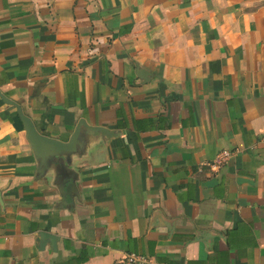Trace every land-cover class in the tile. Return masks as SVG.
Masks as SVG:
<instances>
[{"label":"crops","instance_id":"crops-1","mask_svg":"<svg viewBox=\"0 0 264 264\" xmlns=\"http://www.w3.org/2000/svg\"><path fill=\"white\" fill-rule=\"evenodd\" d=\"M129 253L264 264V0H0V264Z\"/></svg>","mask_w":264,"mask_h":264},{"label":"water","instance_id":"water-1","mask_svg":"<svg viewBox=\"0 0 264 264\" xmlns=\"http://www.w3.org/2000/svg\"><path fill=\"white\" fill-rule=\"evenodd\" d=\"M1 96L7 103L13 104L17 107L18 115L26 130L27 138L31 143L32 148L34 149L35 153L39 154V156L44 160H49L50 162H60L59 158L63 157L65 153H70L76 148V142L81 133V128L83 126H87L85 125V122L83 120L78 123L69 141H62L60 139H56L43 134L38 130L33 120L24 113L19 103L7 99L5 95L1 94ZM89 130L93 131L96 134H112V131L103 126H89ZM41 235L42 237H51L52 239H54V235H48L46 232H43Z\"/></svg>","mask_w":264,"mask_h":264},{"label":"built area","instance_id":"built-area-1","mask_svg":"<svg viewBox=\"0 0 264 264\" xmlns=\"http://www.w3.org/2000/svg\"><path fill=\"white\" fill-rule=\"evenodd\" d=\"M230 155L229 151H222L217 155L214 165H219ZM150 261L149 257L139 253H129L124 259L120 260L118 264H146Z\"/></svg>","mask_w":264,"mask_h":264}]
</instances>
